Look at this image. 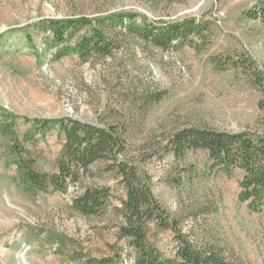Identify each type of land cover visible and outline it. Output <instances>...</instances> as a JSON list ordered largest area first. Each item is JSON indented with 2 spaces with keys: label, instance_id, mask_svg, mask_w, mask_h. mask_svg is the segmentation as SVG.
<instances>
[{
  "label": "rangeland",
  "instance_id": "374dc122",
  "mask_svg": "<svg viewBox=\"0 0 264 264\" xmlns=\"http://www.w3.org/2000/svg\"><path fill=\"white\" fill-rule=\"evenodd\" d=\"M264 0H0V264H132L119 238L124 192L117 176L97 165L86 186L107 187L103 214L75 208L78 185L67 192L29 191L13 151L42 174H57L64 134L57 127L33 138L24 119H75L116 127L125 158L151 181L153 195L198 244L223 250L236 264H264V212L239 202L243 172L212 170L208 152L184 159L165 146L186 128L255 134L264 125V24L246 13ZM111 16L163 26L195 19L204 27L195 45L163 51L131 30L112 31ZM134 17V18H133ZM104 19L111 56L83 58L70 44L56 56L46 21ZM193 46V47H192ZM242 59L256 64V73ZM258 77H263V80ZM264 103V102H263ZM264 106V104H263ZM17 118H14V117ZM148 238L165 257L175 254L171 231L154 225Z\"/></svg>",
  "mask_w": 264,
  "mask_h": 264
},
{
  "label": "trees",
  "instance_id": "16d2710c",
  "mask_svg": "<svg viewBox=\"0 0 264 264\" xmlns=\"http://www.w3.org/2000/svg\"><path fill=\"white\" fill-rule=\"evenodd\" d=\"M246 15L264 24V2L256 4ZM129 17L111 16L108 20L117 23H112L114 29L110 33L118 28L121 31L133 30L139 39L166 52L186 44L195 45L193 37L200 36L205 30L195 19L149 26L136 22L126 24L125 19ZM104 21L100 18L94 21L69 18L46 21L42 25L50 33L53 49L57 48L56 56L60 58L74 51L70 44L83 31L87 33L76 48L78 55L83 58L107 57L111 56L115 42L105 32L102 26ZM240 62L256 73L253 60L242 59ZM258 78L263 80V77ZM263 102L260 107L264 110ZM24 121L32 123L33 138L44 136L59 127L65 141L57 163V174L39 173L34 169V161L26 160L20 148L14 149V164L29 191L46 193L53 189L65 193L71 186L78 185L81 192L74 202L77 211L85 217L99 216L109 202L110 189L86 186L84 181L93 168L101 164L105 165L107 172L117 176L124 192L121 207L117 209L121 218L119 238L125 240L132 264H236L220 248L207 243L198 244L183 233L179 221L173 219L153 195L149 178L141 173L134 162L125 158V139L116 127L84 124L75 119ZM164 149L167 155H173L176 159H184L189 152L203 150L209 154L213 171L220 169L228 177L236 169L242 171L239 202L247 203L254 214L264 212V125L255 134L186 128L172 135ZM150 225L173 233L177 244L173 257H165L150 242ZM110 263L111 260L105 259L97 264Z\"/></svg>",
  "mask_w": 264,
  "mask_h": 264
},
{
  "label": "water",
  "instance_id": "95a60500",
  "mask_svg": "<svg viewBox=\"0 0 264 264\" xmlns=\"http://www.w3.org/2000/svg\"><path fill=\"white\" fill-rule=\"evenodd\" d=\"M88 124H91V123H89V122H87Z\"/></svg>",
  "mask_w": 264,
  "mask_h": 264
}]
</instances>
